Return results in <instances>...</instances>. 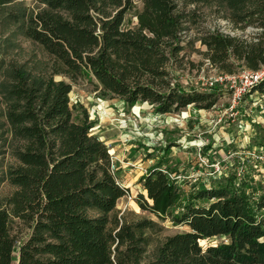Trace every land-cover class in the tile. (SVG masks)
I'll return each instance as SVG.
<instances>
[{
  "label": "trees",
  "instance_id": "16d2710c",
  "mask_svg": "<svg viewBox=\"0 0 264 264\" xmlns=\"http://www.w3.org/2000/svg\"><path fill=\"white\" fill-rule=\"evenodd\" d=\"M15 1L0 0V7ZM36 1L43 10L14 20L53 64L45 79L21 69L10 75L6 119L23 146L19 165L7 174L15 191L0 202V264H141L149 233L160 225L119 216L117 202L129 190L119 184L109 149L92 134L87 116L73 118L72 85L53 75L73 82L91 77L101 95L127 107L147 103L157 115L189 106L209 111L217 94L171 82L168 66L182 50L181 35L197 24L200 6L214 4L234 34L218 25L201 32L210 66L226 75L258 71L264 67V0H140V10L133 0ZM133 10L137 24L124 29ZM254 93L264 96V79L248 94ZM234 180L233 174L216 176L209 187L185 192L163 162L145 170L135 199L140 210L187 228L164 240L155 264H264V192L248 181L236 187ZM212 238L219 242L209 243Z\"/></svg>",
  "mask_w": 264,
  "mask_h": 264
},
{
  "label": "rangeland",
  "instance_id": "374dc122",
  "mask_svg": "<svg viewBox=\"0 0 264 264\" xmlns=\"http://www.w3.org/2000/svg\"><path fill=\"white\" fill-rule=\"evenodd\" d=\"M133 1L135 10H140V0ZM214 7V4L199 7L197 24L187 25L189 29L181 35L182 50L168 66L171 82L179 88L217 94L218 100L209 111L189 106L177 114L160 116L146 103L127 107L119 99L101 95L91 77L73 82L66 76L53 75L55 81L72 85L69 98L73 118L82 121L83 115L87 116V121L93 124L92 134L109 149L119 184L129 190L117 202L119 216L130 222L152 219L160 225V231L149 233L151 241L141 264H155L164 240L187 230L141 211L135 202L142 191L140 176L158 161L174 172L185 192L191 186L209 187L211 178L230 174L235 175L236 187L248 181L249 188L259 194L264 192V99L257 93L246 94L232 108V92L227 86L209 89L206 85L217 70L207 64L206 49L198 38L201 32L211 31L217 25L228 30L220 24ZM43 8L36 0H18L0 7V202L15 191L7 181V174L19 165L16 154L23 146L6 119L10 75L14 69H21L31 79H45L51 75L53 64L39 45L24 37L14 15ZM135 10L125 15L124 29L136 26ZM208 242L214 244L219 240L212 238Z\"/></svg>",
  "mask_w": 264,
  "mask_h": 264
},
{
  "label": "built area",
  "instance_id": "2783aa9c",
  "mask_svg": "<svg viewBox=\"0 0 264 264\" xmlns=\"http://www.w3.org/2000/svg\"><path fill=\"white\" fill-rule=\"evenodd\" d=\"M220 24L222 25V27L226 28V22L220 21ZM211 31H213V29ZM220 32L230 35L234 34L229 29H220ZM207 64L210 65L208 60ZM263 79L264 67H262L258 71L242 70L237 76L216 72L213 77L209 78L206 85L209 89H212L216 86H227L232 92V108H234V105L237 104L243 98V96L250 93L252 88L255 87ZM261 98L264 99V96H261ZM149 107L152 108V106L150 105ZM216 170H218L217 166Z\"/></svg>",
  "mask_w": 264,
  "mask_h": 264
},
{
  "label": "crops",
  "instance_id": "0c3cea01",
  "mask_svg": "<svg viewBox=\"0 0 264 264\" xmlns=\"http://www.w3.org/2000/svg\"><path fill=\"white\" fill-rule=\"evenodd\" d=\"M167 115V114H166ZM160 116H164V115H160Z\"/></svg>",
  "mask_w": 264,
  "mask_h": 264
}]
</instances>
